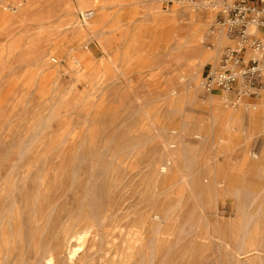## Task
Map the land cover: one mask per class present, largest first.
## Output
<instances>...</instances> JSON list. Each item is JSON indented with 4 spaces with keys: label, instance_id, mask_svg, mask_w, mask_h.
Wrapping results in <instances>:
<instances>
[{
    "label": "rangeland",
    "instance_id": "1",
    "mask_svg": "<svg viewBox=\"0 0 264 264\" xmlns=\"http://www.w3.org/2000/svg\"><path fill=\"white\" fill-rule=\"evenodd\" d=\"M240 1L95 0L82 36L0 0V264H264V96L203 89Z\"/></svg>",
    "mask_w": 264,
    "mask_h": 264
},
{
    "label": "built area",
    "instance_id": "2",
    "mask_svg": "<svg viewBox=\"0 0 264 264\" xmlns=\"http://www.w3.org/2000/svg\"><path fill=\"white\" fill-rule=\"evenodd\" d=\"M258 4L261 6L259 11ZM258 14L262 16L258 17ZM253 20L258 25H264V0L249 4L238 2L228 11L227 19L221 26L227 30L228 35L238 38L243 45L249 37L246 34L247 24ZM257 39L250 45L255 54L254 59L250 58L244 62L243 57L240 56L244 47L238 51H227L221 57L217 68L203 79V89L206 92L231 91L240 82L249 96L257 98L260 93H264V45L259 38ZM228 97L231 98V96Z\"/></svg>",
    "mask_w": 264,
    "mask_h": 264
},
{
    "label": "bare ground",
    "instance_id": "3",
    "mask_svg": "<svg viewBox=\"0 0 264 264\" xmlns=\"http://www.w3.org/2000/svg\"><path fill=\"white\" fill-rule=\"evenodd\" d=\"M95 0H76V7H73L72 5H68L67 6V9L71 12V13H73V14H75V13H79V14H81V16H82V18L84 19L85 17H84V11L85 10H87V9H89L90 8V5H91V2H94ZM74 3V2H73ZM75 5V4H74ZM225 13H226V11H225ZM84 22H85V19H84ZM252 23H256L254 20L253 21H250V22H248V24H247V27H248V25H250V24H252ZM88 23H84V25L83 26H81V27H79V28H76V31L78 32V34L79 35H85V33H86V31H85V29L86 28H88ZM264 26V25H263ZM262 26V27H263ZM247 27H246V34L249 36V37H253L252 35H249L248 33H247ZM226 32H227V30H225ZM227 35H228V32H227ZM263 35H264V33H263ZM236 39V38H235ZM261 41V40H260ZM262 42V44L264 45V41H261ZM240 48H243V45L240 43V42H238V44H237V46H236V48H235V50H239ZM227 51H230V50H227ZM246 53V52H245ZM250 53H252V52H250ZM250 58H255V54L254 53H252V57H250ZM80 60V59H79ZM217 68V67H216ZM222 91V90H221ZM223 92H225V93H228V96H229V94H231V95H234L235 97H237L238 98V96H240V95H242V96H245V97H247L248 95H247V93L245 92V90H244V85H242L240 82H238L234 87H233V89L231 90V91H223ZM264 96V93H261L260 94V96ZM260 96H258L257 97V99L260 97ZM261 104H263L264 105V102H262ZM254 108V107H253ZM233 114H231V113H226L225 114V116H224V122H226V123H228L229 121H231L233 118ZM165 170V168H162V171H164ZM85 238H86V234L85 233H79V234H76V235H74L72 238H71V240H73L76 244H77V247H74V248H71V247H69V250H68V252H69V255L72 257V256H74L79 250H80V247L82 246V244H83V241L85 240ZM47 262V264H52V259L51 258H48L47 260H46Z\"/></svg>",
    "mask_w": 264,
    "mask_h": 264
}]
</instances>
